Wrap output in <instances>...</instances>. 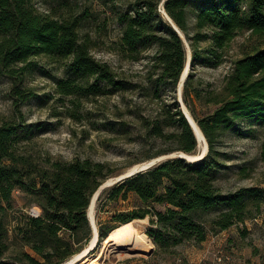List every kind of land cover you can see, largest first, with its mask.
Here are the masks:
<instances>
[{
    "label": "trees",
    "instance_id": "1",
    "mask_svg": "<svg viewBox=\"0 0 264 264\" xmlns=\"http://www.w3.org/2000/svg\"><path fill=\"white\" fill-rule=\"evenodd\" d=\"M160 1L134 0L119 15L118 52L138 58L144 48L154 46L144 83H127L91 54L88 38L77 33L75 19L39 13L30 0H0V75L21 81L34 65L32 57L41 55L52 62L67 61L66 77L56 79L57 89L66 95L80 88L96 96L138 87L156 104L153 114L144 118L143 134L165 144L143 159L175 151L195 153L197 141L176 96L185 46L167 16L186 36L190 65H215L240 30L264 36V0H164L165 13ZM201 41H206L204 47ZM192 75L188 72L184 80L182 96L207 141L204 157L193 161L167 157L109 185L104 196L107 202L131 197V207L115 210L110 219L120 225L147 220L144 231L160 251L185 242L198 245L209 232L252 218L250 199L259 195L255 187L223 190L217 177L227 166L226 153L219 149L223 134L243 118L264 116V47L254 46L232 61L221 90L206 99L216 106L202 115L189 103L191 92L201 98L192 87ZM77 78L85 86L77 85ZM15 92L21 99L32 94ZM15 136L16 124H0V264H63L88 243L89 199L114 169L109 162L88 157L40 165L14 148ZM16 189L39 206L38 215L15 207ZM261 201L264 195L254 201L255 207ZM103 224L98 223V244L112 229Z\"/></svg>",
    "mask_w": 264,
    "mask_h": 264
},
{
    "label": "rangeland",
    "instance_id": "2",
    "mask_svg": "<svg viewBox=\"0 0 264 264\" xmlns=\"http://www.w3.org/2000/svg\"><path fill=\"white\" fill-rule=\"evenodd\" d=\"M133 1L30 0L39 13L75 19L79 37L88 38L91 54L108 63L117 79L127 83H144L151 71L149 57L154 46L148 45L138 58L126 57L117 49L122 35L119 15L127 11ZM159 8L161 10L160 4ZM190 22L191 26L194 23L192 18ZM205 44L206 41L200 42L201 47ZM254 46L264 47V36L240 30L223 48L219 63L189 64L188 72L193 74L192 87L197 88L201 95L197 98L191 92L189 97V103L197 114L210 112L216 106L206 99L221 90L232 61ZM189 48L185 46V59L191 58ZM32 59L34 65L25 70L21 81L0 75V124L4 121L16 124L17 136L12 144L17 151L29 155L33 162L47 165L49 160H72L77 157L109 162L114 173L103 181L105 183L133 165L150 160L143 157L165 145L146 139L143 134L144 118L153 114L156 104L138 87L96 96L85 94L80 88L76 93L66 95L57 89L56 79L66 77L67 61L52 62L41 55ZM76 80L77 85L85 86L78 78ZM17 90L32 94L27 99H21L15 92ZM182 100L186 105L183 97ZM263 141L264 116H252L237 121L227 129L219 144V149L226 153L224 159L227 165L217 177L222 189L255 187L259 190L256 191L259 195L250 199L252 218L217 233L209 232L198 245L185 242L169 251L156 250L144 231L147 220L136 219L130 224L136 231L143 232L150 244L142 249L119 247L107 250L96 264H179V261L185 264H264V202L259 203V208L254 202L264 195ZM201 148L198 145L196 152ZM108 187H103L93 202L92 216L96 228L99 222L114 228L119 223L110 219L111 214L115 210L131 207V197L126 201H104ZM29 199L28 194L19 189L12 193V203L20 211L30 213L32 208L40 211L38 205L29 203ZM97 242L89 255L100 254L103 241ZM77 253L65 262L77 261Z\"/></svg>",
    "mask_w": 264,
    "mask_h": 264
},
{
    "label": "bare ground",
    "instance_id": "3",
    "mask_svg": "<svg viewBox=\"0 0 264 264\" xmlns=\"http://www.w3.org/2000/svg\"><path fill=\"white\" fill-rule=\"evenodd\" d=\"M179 32L181 34V31ZM181 104H182L181 105L182 109L186 112V114H188L190 118H192L194 124L197 126L196 121L194 120L193 116L191 115L190 111L188 110V108L186 107V105L184 104L182 100H181ZM202 138L203 137L201 136L200 145L202 148H204V144H202L204 141H202ZM93 202L94 200L92 199L86 210L88 211V215H89L92 227L96 228V225L94 223L93 216H92ZM95 232L96 231H94L93 234L90 236V241H89L88 246L76 254L78 256L77 261L74 260V262L73 261L68 262L69 264H96L97 261H99L100 258L103 257L102 256L103 253L107 250L118 249L119 247H123L128 250L142 249L146 247L148 244H150L148 237L136 231L134 227H132L130 222H125V223H121V225L119 224L115 226L114 228H112L107 233V235L103 237L102 249H101L100 254L93 256V255H89L88 252L91 249H93L95 242H97L96 241L97 233Z\"/></svg>",
    "mask_w": 264,
    "mask_h": 264
},
{
    "label": "water",
    "instance_id": "4",
    "mask_svg": "<svg viewBox=\"0 0 264 264\" xmlns=\"http://www.w3.org/2000/svg\"><path fill=\"white\" fill-rule=\"evenodd\" d=\"M163 1L164 0H161L160 7H161V11L163 13H165L164 12V7H163ZM167 18H168L169 21H171V24H172L173 28L176 30V32L178 33V35L181 37V39L183 40V43H185V46L189 47V45H188V43H187V41L185 39L186 36H184V34L182 32L180 34L179 31H181V30L174 24V22H172V20L168 16H167ZM189 52H191L190 51V48H189ZM190 56H191V53H190ZM189 64H190V59L189 58H186L185 59V63H184V67H183V69H182V71H181V73L179 75V80H178L179 82L177 83V94H178L177 100L179 102L180 108H181L182 112L184 113V116H185L187 122L189 123V125H190V127H191V129L193 131V134H194L195 139L197 141L196 142V145L197 146L200 145V140H201V136H202L203 137L202 138V141H204L203 142L204 143V148L199 149L195 153H187V152H184V151L183 152L182 151H175V152L168 153V155L167 154H162V155L153 157L150 160H147V161L138 163V165L135 164L132 167H130V169H127L126 171L118 174L114 178L109 179L105 183L104 182L101 183L97 187V189L92 193V195H91V197L89 199L88 205L90 204V202H91L92 199L95 201L96 197L98 196L100 190L103 187L109 186V185L115 183L116 181H118V180H120V179H122V178H124V177H126V176H128V175H130L132 173H134V172H137V171L146 169L149 166H151V165H153V164H155V163H157V162H159V161H161V160H163V159H165L167 157L179 156V157H183V158H185L187 160H191V161L200 159L201 157H204L205 153L207 152V141H206V139H205V137H204L201 129L198 127V124H197V126L194 124L192 118H190L188 116V114H186V112L182 109V106H181L182 105L181 104V100H182V97H183L182 96V89H183V84L185 82L184 80H185V78L187 76V70L189 69ZM86 215H87V212H86ZM87 218H88L89 224L91 226V235L93 234L94 231H96L95 233H97V228H93L92 227V224L90 222V219H89L88 215H87ZM64 264H69V263L65 262Z\"/></svg>",
    "mask_w": 264,
    "mask_h": 264
},
{
    "label": "built area",
    "instance_id": "5",
    "mask_svg": "<svg viewBox=\"0 0 264 264\" xmlns=\"http://www.w3.org/2000/svg\"><path fill=\"white\" fill-rule=\"evenodd\" d=\"M30 214H32V215H38V214H39V210H38V209H36V208H32V210H31ZM179 264H185V263H184V262H181V261H179Z\"/></svg>",
    "mask_w": 264,
    "mask_h": 264
}]
</instances>
